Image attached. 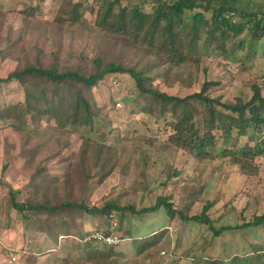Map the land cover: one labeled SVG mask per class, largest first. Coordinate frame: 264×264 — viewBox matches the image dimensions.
I'll use <instances>...</instances> for the list:
<instances>
[{
    "label": "rangeland",
    "instance_id": "obj_1",
    "mask_svg": "<svg viewBox=\"0 0 264 264\" xmlns=\"http://www.w3.org/2000/svg\"><path fill=\"white\" fill-rule=\"evenodd\" d=\"M77 1L79 12L73 14V3ZM224 3L237 9L235 19L241 17V11L264 12V0ZM88 5L98 7L93 0H0V77L18 66L36 63L37 54L46 64L57 53L62 65L70 68L79 63L92 64L97 53L107 59L119 57L126 65H138V69L153 67V73L156 68L167 67L166 57L153 47L127 34L100 29ZM144 9L149 10L150 3ZM198 13H202L203 20H194ZM211 16L212 10L202 6L186 10L185 61L181 63L184 68H174L169 80L157 74L153 83L161 91L185 96L200 90L206 80H221L224 88L214 94L222 93L225 101L237 96L248 101L253 94L251 83L263 80L264 39L253 45L246 41L244 48L238 49L231 40L229 55L222 54L206 35L211 25L204 20ZM186 49L198 54L199 61ZM182 72L185 78L178 76ZM15 85L7 86L3 97L6 103L21 104L17 119L0 120V264H210L208 261L217 259L230 263L235 255L243 264H250L253 247L264 245V226L233 228L215 235L207 224L182 221L179 214L170 217L164 208L149 213L124 208L132 205L139 210L152 205L159 195L175 191V206L188 214L199 213L201 200L216 196L208 214L217 227L236 225L243 214L264 213V156L249 162L250 169L233 164L234 155L242 157L244 137L238 146L228 145L226 154L213 160H200L168 148V125L141 110L143 101L136 102V82L128 72L109 74L94 89L100 110H96L99 114L92 126L27 113L25 97ZM110 98L121 104H112ZM198 121L201 122L199 118ZM29 133L31 138L26 143ZM82 149L86 150L85 157L80 153ZM70 165L71 185L75 188L72 194L55 186L56 178H64L62 182L66 184ZM172 167L181 174L177 181L164 185L162 179ZM186 178L191 182L184 186ZM48 185L51 188L42 198ZM12 186L37 193L41 202L46 198L51 204L74 199L92 207L115 200L122 210H111L112 217L64 210L59 222L65 227L57 228L51 225V211L28 212V220L18 215L9 196ZM20 195L24 199L25 194ZM76 216L85 226L69 225ZM112 230L123 239L113 246L115 254L107 255L104 252L108 247L88 236L105 237ZM155 231L161 237L151 236ZM151 238L155 243L147 247ZM91 242L98 252L94 255L85 248ZM144 247L147 248L139 253V248ZM257 256L264 264V251Z\"/></svg>",
    "mask_w": 264,
    "mask_h": 264
},
{
    "label": "trees",
    "instance_id": "obj_2",
    "mask_svg": "<svg viewBox=\"0 0 264 264\" xmlns=\"http://www.w3.org/2000/svg\"><path fill=\"white\" fill-rule=\"evenodd\" d=\"M95 2L98 4L96 9L92 5L88 6L95 14V24L100 29L115 34H127L135 41L153 47L166 57L167 67L164 70L156 68V73H153V67L145 65L138 69V65H126L119 57L112 56L107 59L104 54L97 53L91 60L92 64L79 63L70 68V66L62 65L57 53L54 54L55 59L46 64L40 54H37L36 63L18 66L6 77H0V120L15 119L16 121L17 119L16 114L21 104L19 102L6 103L3 97V94L6 93L5 88L16 84V88L25 97L23 105L27 113L33 116L35 114L49 115L57 121H70V123L92 126L100 110L99 100L93 92L94 89L107 75L128 72L136 82L138 91L136 102L143 101L140 103L141 110L168 125L166 127L168 135L166 146L168 148L182 150L200 160H213L217 155L226 154L228 145L238 146L241 138L244 137L246 141L241 152L243 158L234 155L233 164L238 163L243 170L250 169L251 162L253 163L257 157L264 156V75H262V81L251 83L253 94L248 101L240 96H237L233 101H225L222 93L214 94L213 91L216 92L224 88L221 80H206L200 90L185 96L161 91L153 83L157 74L163 76V80H169L174 68H184L181 67V63L185 61L183 32L188 28L185 18L186 10L200 6L205 10H212L210 21L204 20L206 25H211L207 29L206 35L215 50L226 55H229L228 42L231 40L235 42L236 49L244 48L246 41H250L251 45L255 42H262L264 39V12L261 14L241 11V17L235 19L234 15L237 9L224 3V0H93V3ZM215 2H220V4L216 6ZM79 3L80 1L73 3V14L79 12ZM148 3H150V9L145 10L144 7ZM194 20H203L202 13L196 14ZM190 26L194 28L191 23ZM186 50L187 54L190 53L188 49ZM190 54L188 55L199 61V58L196 57L198 54ZM198 66L196 65L197 68ZM184 75L182 72L178 76L185 78ZM113 99L112 104L115 105L118 101ZM229 114L231 118H228ZM198 118L201 122L198 121ZM233 129H235V133ZM28 138H31L30 133L26 143ZM108 148H110L109 145ZM85 152V149L80 152L83 157H85ZM7 164L4 165V169L8 168ZM69 168L65 177L66 184L64 185L62 182L64 178L63 180L56 178L55 181L58 183L55 186L72 194V188L73 190L75 188L71 185L73 177L71 165ZM180 174L177 167H172L166 178L162 179V183L164 185L172 183ZM85 178L87 179V177ZM183 180L185 181L182 182L186 183L184 186L191 182L187 178ZM50 188L49 185L45 187L46 191L42 194V198ZM21 192L25 194L24 199L20 198ZM9 196L18 215L27 219L31 217L28 212L39 214L43 210L51 211V225L57 228L65 227L59 222L64 210L75 209L79 212L86 211L92 214L106 213L111 217L114 215L111 210H122L115 200L92 207L85 205L82 200L75 201L74 199L51 204L46 198L45 202H41L42 198L39 199L37 193H33L29 189L24 190V187L12 186ZM174 198L175 191H172L165 195H159L152 205L139 210L132 205L124 208L134 213H149L164 208L170 217L174 218L176 214H179L182 221H197L207 224L215 235H220L233 228L264 226V213L253 212L249 216L243 214L241 221L236 225L228 224L217 227L214 224V219L208 214V211L216 203V196H209L204 199V202L201 200V211L194 214H188L184 209L176 207ZM75 218H77L74 220L75 222L69 221L68 217H65L64 220L69 221V225L71 223L74 227L84 224L80 216ZM65 221L62 222L67 224L68 222ZM37 230L50 233L46 229ZM158 233L159 231H155L151 236L160 235L159 237H161V234ZM108 235L119 237L120 242L123 239L122 235L114 230L109 231ZM152 238L147 241H152ZM155 239L153 238V240ZM98 243L108 247L105 254H115L113 250L115 244L108 245L104 241ZM153 243L155 242L152 241L147 247ZM85 248L90 255L98 253L92 242ZM146 248H139L138 252L140 253ZM89 250H92V253H89L91 252ZM260 251H264L263 244L253 247V258L250 264H263L260 259L261 255L257 256ZM208 262L210 264H243L239 255L233 256L230 263H225L221 259Z\"/></svg>",
    "mask_w": 264,
    "mask_h": 264
},
{
    "label": "built area",
    "instance_id": "obj_3",
    "mask_svg": "<svg viewBox=\"0 0 264 264\" xmlns=\"http://www.w3.org/2000/svg\"><path fill=\"white\" fill-rule=\"evenodd\" d=\"M117 104L120 105L121 103L119 102ZM88 238L89 239L90 238H98L101 241H104V242H106V243H108L110 245L111 244L112 245L117 244L120 241L119 237H117L115 235H107V236L104 237V236H100V235L95 234V235H92V236H88Z\"/></svg>",
    "mask_w": 264,
    "mask_h": 264
},
{
    "label": "crops",
    "instance_id": "obj_4",
    "mask_svg": "<svg viewBox=\"0 0 264 264\" xmlns=\"http://www.w3.org/2000/svg\"><path fill=\"white\" fill-rule=\"evenodd\" d=\"M48 243V242H47Z\"/></svg>",
    "mask_w": 264,
    "mask_h": 264
}]
</instances>
